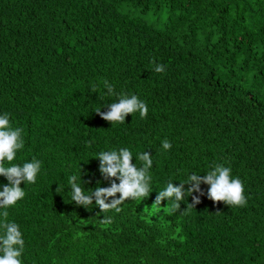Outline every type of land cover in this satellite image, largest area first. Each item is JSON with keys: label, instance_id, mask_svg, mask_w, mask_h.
<instances>
[{"label": "trees", "instance_id": "1", "mask_svg": "<svg viewBox=\"0 0 264 264\" xmlns=\"http://www.w3.org/2000/svg\"><path fill=\"white\" fill-rule=\"evenodd\" d=\"M121 94L146 116L103 119ZM0 113L23 129L17 162L42 161L8 210L23 264H264V0H0ZM115 147L152 155L149 195L118 213L71 201L79 168L85 188L109 186L96 154ZM218 163L246 204L213 202L202 183L199 203L186 191L153 211L169 180Z\"/></svg>", "mask_w": 264, "mask_h": 264}, {"label": "clouds", "instance_id": "2", "mask_svg": "<svg viewBox=\"0 0 264 264\" xmlns=\"http://www.w3.org/2000/svg\"><path fill=\"white\" fill-rule=\"evenodd\" d=\"M155 70L163 72L164 66L158 64ZM105 87L109 93L113 91L111 84L106 83ZM107 108L108 111L100 115L111 124L125 123L128 114L139 113L143 117L148 112L147 103L136 94H121L116 101L109 103ZM24 146L23 129L13 126L8 113H0V176L7 181L0 183V264H23L24 234L20 225L9 219L8 210L25 197V185L35 184L42 168V161L35 157L17 162L18 151ZM171 147L169 140L162 141L163 149L168 150ZM96 158L99 159V172L104 179L110 181V184L100 186L101 182L98 181L95 188H85L79 168V171L70 174L66 181L70 199L77 205L89 210L98 206L101 212L115 210L118 213L121 211L120 205L126 198L143 199L153 190L152 177L149 174L153 159L147 151L138 152L134 156L132 149L128 147H115L99 151ZM137 159L141 162L139 166L136 163ZM202 183L208 185L207 197L213 202L222 201L226 205L235 206L247 203L243 181L232 175L230 166L218 163L203 176L197 172L189 173L186 180L178 185L169 180L166 186L157 192L152 204L153 211L161 210L163 200L170 204V211L180 208L186 191L190 194L198 193L192 196V201L193 204L199 203L200 195L203 194ZM185 185L188 187L185 188ZM103 219L111 222L112 217L106 216Z\"/></svg>", "mask_w": 264, "mask_h": 264}]
</instances>
